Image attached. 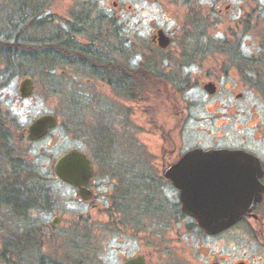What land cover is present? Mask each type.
I'll return each mask as SVG.
<instances>
[{"label":"rangeland","instance_id":"obj_1","mask_svg":"<svg viewBox=\"0 0 264 264\" xmlns=\"http://www.w3.org/2000/svg\"><path fill=\"white\" fill-rule=\"evenodd\" d=\"M17 6L18 0H0V42L53 37L68 29L75 12L87 11L100 26L94 30L98 37L78 34L76 41L106 53L110 67L118 70L93 77L65 64L54 73L29 75L32 93L22 97L19 83L28 75L12 73L11 60L0 52V90H15L13 97L0 96L2 110L13 115L9 108L17 107L13 116L20 130L40 115L57 117L41 139L14 143L26 149L27 168L18 171L19 178L48 176L56 211L65 209L64 238L60 228L40 229L42 243L34 247L29 244L30 209L19 203L13 208L0 197V264H122L133 255L145 256L148 264H189L182 260L191 259L198 237L162 211L172 200L171 189L140 181L132 170L141 171L145 162L154 167L159 160L160 126L177 142L243 147L264 160V81L254 86L240 76L242 66L264 63V0H51L33 22H23ZM157 29L170 37L166 48L151 41ZM141 67L162 76L164 90L132 98L114 81L118 74L132 77L130 72ZM204 80L217 82V93L206 94ZM185 82L184 89H191L178 94L174 83L182 90ZM24 99L32 103L24 105ZM176 109L187 116L181 130L174 129ZM98 146L110 166L96 160ZM70 148L88 155L93 180L100 183L96 199L88 203L53 176L54 161ZM116 160L128 163L122 170L129 178L120 186L111 178ZM29 167L34 171L27 178ZM47 211L33 217L43 222L51 217Z\"/></svg>","mask_w":264,"mask_h":264},{"label":"flooded vegetation","instance_id":"obj_2","mask_svg":"<svg viewBox=\"0 0 264 264\" xmlns=\"http://www.w3.org/2000/svg\"><path fill=\"white\" fill-rule=\"evenodd\" d=\"M263 59L264 56H262L260 60ZM242 67V74L240 76L243 77L244 81L253 80L252 85L254 86L259 85V81H264V63H261L260 66ZM187 82H185L182 90H180L181 88L177 85L175 86L174 83L175 90L178 94H181L183 90L187 91V88L189 90L191 89L190 86L184 89ZM208 82H211L214 85L213 93H208L204 89V85ZM201 86L206 94L208 93V95L211 96L217 93L219 88L218 83L214 80H204L201 83ZM236 97L242 98L243 94L238 92ZM173 113L174 129L181 130L187 117L186 112L185 110L176 109ZM157 132H159L160 135V144L163 146L159 160L154 167H150L149 165L146 167L145 162V164H142L141 166V171H132H134V176L140 181L148 180L150 182H160L167 185L172 191V200L170 204H168V208L162 209V211L169 219H173L175 225H178V227L186 231H192L197 235L198 238H196V243H191L193 244V250H191L190 261L183 258L182 262L189 264H194L193 262H195V264H264V194L258 206L243 214L229 227L216 233H208L204 231L198 225L196 219L190 215V213H202L205 211L208 169L189 159L182 160L184 156L195 148H201L203 150L216 148L247 149L243 147L216 145L202 146L199 143L192 144L184 143L182 141L177 142L175 138L170 136V133L166 131L164 126L158 127ZM180 133L178 132L179 135ZM256 138L260 137L257 136ZM100 148L101 146H98L96 149V160L100 165L103 164L104 166H110L108 165L107 158H105V154L102 153L103 151ZM247 151L256 155L260 159V163L264 170V160L251 150ZM82 152L86 155L84 151ZM86 156L88 157V155ZM88 159L92 165L93 175L89 179L86 188L91 191L92 196L88 200H82L77 195L79 200L87 203L91 199H96L95 189L100 187V183L97 184L93 180L94 166L91 159L89 157ZM117 162L119 161L116 160V167H113L111 178L116 183H119L120 186V182L126 181V178H129L124 177L125 170H122V167H124V165L127 166L128 163L120 162L121 164H119ZM168 173H172L173 178L166 175ZM53 176L59 183L70 186L77 194L76 187L62 181L54 174ZM47 178L48 176L39 178L36 176L30 177L28 209H30L29 211L32 213V217L30 216L29 220V244L34 247L38 245L37 243H42V237H40V234L38 235V230L40 229L51 233L56 228H60V239L64 238L65 209L61 207V211H56L57 207L53 204L52 195L49 192L50 186L46 183L48 182ZM173 182H175V184H173ZM262 183L264 184V175L262 177ZM114 209H116L115 205ZM43 210H48L47 213L51 217L43 222H37V219L33 216L36 215V212L41 213ZM185 250L184 247L181 248L182 252ZM130 257H127L125 260ZM143 257L145 259V264H148L145 256ZM198 258L200 259L198 260Z\"/></svg>","mask_w":264,"mask_h":264},{"label":"trees","instance_id":"obj_3","mask_svg":"<svg viewBox=\"0 0 264 264\" xmlns=\"http://www.w3.org/2000/svg\"><path fill=\"white\" fill-rule=\"evenodd\" d=\"M50 2L51 0H18L17 11L23 22L28 18L30 22H33ZM89 13L87 11L75 12L74 20L69 23L68 29L50 38L36 39L30 43L28 39L17 36L10 41L7 38L0 42V52L3 57L11 60L12 73L31 77L41 76L60 70L65 64L76 65L74 67L83 69L85 73L93 77L103 76L109 70L110 72L113 69L118 70L117 66L110 67L113 66L112 61L107 58L106 53L96 50L93 45H82L76 41L78 34L89 35L91 39H94V36L98 37L97 31L94 30H100V26H94L97 23L89 18ZM101 17L97 20L102 21ZM108 24L112 25V22ZM111 28L115 31L113 26ZM15 60L18 62L17 65L12 63ZM141 69L142 71L130 72L133 74L132 77L118 74L114 76V81L120 87H126L132 98L154 91L159 94L161 90H164L165 82L162 76L148 67H141ZM106 81L109 80L106 79ZM24 141V135L16 125V118L3 111L0 106V197L11 203L13 208H17L18 203L22 207L29 205L27 184L30 180L20 179V174H18L19 170L27 168L24 165L26 149L24 147L17 149L14 146V143L20 144ZM32 171L34 170L29 167L30 173L26 175L27 178L30 177ZM10 199L12 202H9Z\"/></svg>","mask_w":264,"mask_h":264},{"label":"water","instance_id":"obj_4","mask_svg":"<svg viewBox=\"0 0 264 264\" xmlns=\"http://www.w3.org/2000/svg\"><path fill=\"white\" fill-rule=\"evenodd\" d=\"M151 41H155L160 48H166L170 44V37L162 29H157ZM204 89L213 93L214 85L208 82ZM18 91L22 97L32 93V79L29 76L21 79ZM56 124V116L43 114L21 131L28 142H34L44 137ZM188 159L208 169L205 211L190 213L204 231L216 233L229 227L261 202L264 170L260 159L251 152L240 148H195L182 160ZM52 170L56 177L77 188L80 199L91 198L92 193L86 185L93 175L92 165L81 150L70 148L63 152L54 161ZM166 175L173 178L172 173ZM123 264H145V259L137 255L128 258Z\"/></svg>","mask_w":264,"mask_h":264},{"label":"clouds","instance_id":"obj_5","mask_svg":"<svg viewBox=\"0 0 264 264\" xmlns=\"http://www.w3.org/2000/svg\"><path fill=\"white\" fill-rule=\"evenodd\" d=\"M15 95V90L14 88L12 90H8L5 88L4 90H0V96L7 98V97H13ZM32 102L30 100L24 99L23 104L24 105H30ZM9 111L13 113V115H18V109L17 107H11L9 108Z\"/></svg>","mask_w":264,"mask_h":264}]
</instances>
